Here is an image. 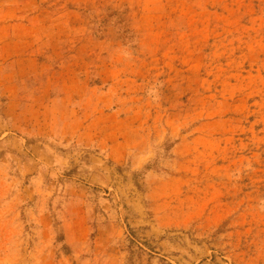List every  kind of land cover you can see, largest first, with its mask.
Returning <instances> with one entry per match:
<instances>
[{"label": "rangeland", "instance_id": "374dc122", "mask_svg": "<svg viewBox=\"0 0 264 264\" xmlns=\"http://www.w3.org/2000/svg\"><path fill=\"white\" fill-rule=\"evenodd\" d=\"M0 264H264V0H0Z\"/></svg>", "mask_w": 264, "mask_h": 264}]
</instances>
